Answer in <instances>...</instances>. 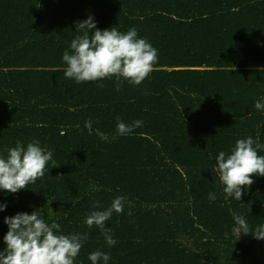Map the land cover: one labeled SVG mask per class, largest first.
I'll return each mask as SVG.
<instances>
[{
  "label": "trees",
  "instance_id": "obj_1",
  "mask_svg": "<svg viewBox=\"0 0 264 264\" xmlns=\"http://www.w3.org/2000/svg\"><path fill=\"white\" fill-rule=\"evenodd\" d=\"M89 16L101 31L134 27L157 50L139 85L65 76L63 53ZM257 101L264 0H0V158L17 141L53 153L34 183L0 189V251L5 217L38 211L60 225L57 235L86 234L74 264H92L97 250L107 264H264V240L232 234L233 214L251 230L264 225V176L253 174L236 200L217 171L218 154L230 155L238 139L264 145ZM118 120L142 126L119 135ZM118 196L126 200L105 222L109 245L85 218Z\"/></svg>",
  "mask_w": 264,
  "mask_h": 264
},
{
  "label": "clouds",
  "instance_id": "obj_2",
  "mask_svg": "<svg viewBox=\"0 0 264 264\" xmlns=\"http://www.w3.org/2000/svg\"><path fill=\"white\" fill-rule=\"evenodd\" d=\"M75 30L81 34L71 41L72 52L66 50L62 59L67 65L65 76L73 78L77 83L115 76L117 81L123 78L139 85L157 62V50L146 39L137 38L138 33L134 27L127 33H121L115 27L101 31L96 27L93 17L89 16L84 21L76 22ZM89 32L92 33L91 36ZM119 88L120 84H117V90ZM255 108L264 110V102L257 101ZM141 126V120L131 124L118 120L117 133L127 135ZM85 127L90 135L93 134L91 121H86ZM95 134L101 139H108L99 129ZM261 148L264 145L256 143L249 136L238 139L232 153L227 157L223 151L218 154L217 171L225 186L223 190L226 196L241 200L242 186H251L254 183L251 178L253 174L264 176V156L257 154V149ZM52 155V151H45L37 140L28 143L26 147L17 141L15 147L8 149L6 158H0V189L16 193L28 187L44 175ZM215 199V194L210 193L209 200ZM125 200L126 197L118 196L107 209L94 210L85 218L89 228L96 226L103 232L109 245H114L116 241L110 230L105 229V222L111 218L113 212H123ZM93 207L98 208V202ZM5 208L6 205H0V211ZM233 219L232 234L236 240L249 232L255 239L264 240V225L251 230L241 215L233 214ZM4 222L9 230L4 237L6 248L0 251V264H74V258L78 255L83 241L87 239L86 234H55L54 230L58 231L60 225L55 221L46 223L38 211L31 214L17 213L5 217ZM225 238H228V233H225ZM88 259L92 264H99L101 260L107 264L110 256L97 250L90 253Z\"/></svg>",
  "mask_w": 264,
  "mask_h": 264
}]
</instances>
